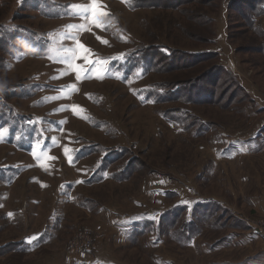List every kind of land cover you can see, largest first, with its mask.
<instances>
[{
	"label": "rangeland",
	"instance_id": "obj_1",
	"mask_svg": "<svg viewBox=\"0 0 264 264\" xmlns=\"http://www.w3.org/2000/svg\"><path fill=\"white\" fill-rule=\"evenodd\" d=\"M129 1L97 0L107 15L96 17V27L92 0H0V24L8 22L0 39L16 42L0 69V264H66L89 251L119 264L168 263H153V256L168 264H248L264 254V37L243 26L241 0L229 9L230 0H181L171 9ZM168 49L181 61L156 74L170 62ZM199 52L215 53L236 85L218 73L216 60L190 62ZM167 82L193 90L217 85L224 100L156 105L145 98L153 84ZM172 106L217 131L184 133L189 121L172 128L158 113ZM245 141L250 148H239ZM103 158L115 162L111 174ZM121 165H128L127 180ZM191 196L216 212L190 215ZM87 201L91 209L84 210ZM181 207L174 230L166 219ZM106 209L120 226L149 215L146 248L115 243ZM217 218L220 225L211 227ZM43 226L46 234L56 228L52 244L10 249ZM179 228L181 237L171 235ZM246 232L261 238L250 234L244 247L208 251ZM71 244L89 250L76 253Z\"/></svg>",
	"mask_w": 264,
	"mask_h": 264
},
{
	"label": "trees",
	"instance_id": "obj_2",
	"mask_svg": "<svg viewBox=\"0 0 264 264\" xmlns=\"http://www.w3.org/2000/svg\"><path fill=\"white\" fill-rule=\"evenodd\" d=\"M165 1V6H171V7H165L163 5V3H155L150 0H130L128 2V6L132 7V8H142V7H154L156 5H160L162 6V8H174V5H176L177 3H179L181 0H163ZM162 1V2H163ZM191 0H188V2H190ZM213 1H220V0H213ZM238 1L240 0H230L227 8L229 9L233 4H236ZM248 1V2H247ZM241 3L243 2V4L240 7V19L242 20V24L243 26L256 33L257 36H261L264 37V30L260 27L261 25V20L264 19V0H241ZM247 2V3H246ZM175 3V4H174ZM244 3H246L244 5ZM246 8V9H245ZM229 12V10H227V13ZM8 24L7 21L3 22L0 24V34L4 31V29L6 28V25ZM9 40H13L12 38H10ZM9 40L6 39L5 40L2 38L0 39V49L1 48H5L6 50V54H3L0 52V69L1 66H3V63L5 61V58H10L12 56L13 52H10L11 49H14L15 47V43L16 42H10ZM211 44L213 43L210 42ZM260 50L262 55L264 56V41L261 42L260 44ZM7 55V56H6ZM184 55H186L184 58L185 60L188 59V55L186 53H184ZM192 56L190 57L191 59H189L190 62H206V60H216L215 63V68H220V72H218L219 74H223L225 73L227 78L229 80H231L230 78V74L227 72V70L225 71L224 68L221 69V66L219 65V59H215V53H208V52H199V53H194L191 54ZM217 58V57H216ZM166 60H169V63H166L164 65H162L161 67L158 68V70L156 71V74H161L164 72L165 67L167 64H171L173 62H180L181 59L180 58H176L173 59L172 57V51L168 49L167 53H166ZM168 65V66H169ZM220 66V67H219ZM232 81V80H231ZM233 82V81H232ZM235 85V81L233 82ZM200 84V83H199ZM222 84H225V80L222 81ZM214 87V88H213ZM237 87V86H236ZM235 87V88H236ZM206 88H210L208 91H204ZM203 90V91H200ZM197 89V90H193V88H191L190 85H188V83H184V84H174V83H155L153 84L150 88H148L147 90H145V98L147 100H151L154 102V104L158 105H168V104H176V103H186V104H193V105H199V104H206V105H212V106H216V104H221L222 100H224V96L221 95V93H217V85L216 87L212 85H210V87H202L201 89ZM194 93V94H193ZM227 101V100H226ZM229 102V101H228ZM159 115L161 118L165 119L166 122H168L169 126L171 125L172 128L177 127V124H180L182 122H187L189 121L190 123L186 126L183 127L184 133H189L192 129H195L196 132L198 133V136H204L206 133H209L210 131H217L216 128L208 122H202L200 120V118H197L194 114H189L188 112L183 111V109H179L176 107H169L166 110L163 111H158ZM208 130L209 132H205ZM192 135H194V133H191ZM88 154V152H87ZM90 155V154H89ZM116 161V160H115ZM103 165L105 164V169L106 170H111V172L109 174H111L112 168L114 165V161H107V159H102ZM122 166V173L123 175H125L123 178L126 179L127 176H129V169H128V165H121ZM101 172V171H100ZM116 172H120L119 170ZM115 173V172H114ZM119 174H115L113 175V178L116 179L117 182H122L123 178L121 177L122 175ZM131 177L134 174H130ZM132 179V178H131ZM122 180V181H120ZM192 198V197H191ZM210 199V198H208ZM213 202V201H211ZM200 210H205L206 212H210V213H214L216 212L215 208L213 206H209L208 204L203 205L201 203H195V200L192 198L191 200V205L188 206L187 211H189L190 215L192 214H198ZM177 213L171 215L170 217H167V220L169 221V227L170 228H174V230H176L177 228V220H176V216H178L179 214H181L182 212H186V210L184 208L181 207V209H177L176 210ZM166 213L169 212V209H167L165 211ZM151 216H153V213L151 212ZM182 216H184L182 214ZM162 217V216H160ZM219 218V217H218ZM218 218L215 221L211 222V227L213 226H219L220 222H218ZM182 220L183 218H181V223L180 225H182ZM203 220V218L197 219L196 221V225L200 224L197 222H201ZM152 219L151 217L146 218L142 223L137 222V229L136 231L130 236H132L133 238H148L145 236V234H147L150 231V235H151V230H152ZM162 220L160 219L159 223H161ZM192 221H190L191 223ZM180 225L178 227H180ZM189 230H192L191 228L193 227V225L187 226ZM174 230L172 231V234H177L179 235L182 233H185V229H178L176 232H174ZM180 236V235H179ZM192 235L188 234L186 237H191ZM181 237V236H180ZM235 237V236H233ZM13 246L10 247V249H12ZM4 252H1V254H3Z\"/></svg>",
	"mask_w": 264,
	"mask_h": 264
},
{
	"label": "crops",
	"instance_id": "obj_3",
	"mask_svg": "<svg viewBox=\"0 0 264 264\" xmlns=\"http://www.w3.org/2000/svg\"><path fill=\"white\" fill-rule=\"evenodd\" d=\"M242 146H239V148H250V146L248 145V142H242L241 143ZM90 177V176H89ZM90 178L87 179V181ZM189 188V187H188ZM175 191V196L179 199H183V197L179 194L178 191ZM192 197V196H191ZM194 197H198L201 198L199 195H195ZM55 198V197H54ZM164 198L167 199L168 195L165 193ZM185 198V196H184ZM86 201V200H85ZM88 204L83 205V209L84 210H89L91 209V203L87 201ZM104 208V207H100L99 209ZM168 205H165V211L168 209ZM108 209H106L105 211L102 212L103 216L106 218L107 222H106V226L107 228H109V230L111 231L110 233H112V237L114 239V242L119 244V245H145L146 248V244H147V238H133L131 235V233L133 234L136 229H137V225L135 223V221L128 222V224H121L123 226L115 225L114 223H112V218L110 217H115L112 213H108L107 212ZM151 214V212L149 213ZM136 218L133 220L137 219V213H135ZM145 215L144 213L141 212L140 218H139V223H142L146 218H149L150 216L148 215L146 218H144ZM55 218L56 220V215H51ZM51 216H48L46 218L47 224L49 225L51 222ZM54 220V221H55ZM108 223V224H107ZM47 225V226H48ZM50 226V225H49ZM94 229L96 230H103V226H101L100 224H95ZM46 230V226H43L39 231L35 232V233H31L29 236H24L23 238H21L19 241H17L15 243V245L13 247L19 248V247H24L28 250H30L32 252V247H34L33 249H38L40 246H48L50 244H52L54 242V237H55V232H56V228L54 226L52 227H48L47 231L48 233L46 234V232H44ZM44 232V233H42ZM250 234L252 235V238H261V236L255 234L253 232H246L243 235H240L239 237H225L223 239V241L220 244H217L214 248H212L213 245H210L209 250L211 253V250H217V249H221V247H223L224 249H233V248H239V247H244V243L246 242V240L248 239V237H250ZM264 239V238H262ZM161 242V241H160ZM168 243V240H164L161 245ZM148 245H149V249H153L151 248L152 246V240L149 239L148 240ZM33 250V251H34ZM35 252V251H34ZM25 255V254H24ZM257 256H255L253 259L251 260H246L245 262L250 261V263L252 262L253 264L258 263V264H264V254L260 255L259 259H256ZM256 259V260H255ZM168 261L171 262V260L169 259H164V257H160V256H156L154 258L151 257V261ZM167 263V264H168ZM244 262H239V263H235V264H243ZM248 263V264H250ZM66 264H119L118 261H115L114 258L110 255V254H100L97 251H89L86 253H83L77 257H68L66 259ZM226 264V263H225ZM228 264V263H227Z\"/></svg>",
	"mask_w": 264,
	"mask_h": 264
},
{
	"label": "snow or ice",
	"instance_id": "obj_4",
	"mask_svg": "<svg viewBox=\"0 0 264 264\" xmlns=\"http://www.w3.org/2000/svg\"><path fill=\"white\" fill-rule=\"evenodd\" d=\"M125 2H127V0H125ZM102 7L103 6L101 4H99L97 2V0H92L91 11L89 13V16L92 19V22H93V24H95L96 27H101V25L96 24V17L98 15H100V16L107 15V13L101 11ZM84 58L86 59V62L90 63V61H87V58L86 57H84ZM85 71H87V69H85ZM77 79H80L79 74L77 75ZM61 91H63V89ZM0 132H2V130H0ZM67 152H68V150L65 149V153L66 154H67Z\"/></svg>",
	"mask_w": 264,
	"mask_h": 264
},
{
	"label": "built area",
	"instance_id": "obj_5",
	"mask_svg": "<svg viewBox=\"0 0 264 264\" xmlns=\"http://www.w3.org/2000/svg\"><path fill=\"white\" fill-rule=\"evenodd\" d=\"M261 226H263V228H262V230H263V234H264V224L263 225H261ZM262 230H257L256 229V232H258V234H260V235H263L262 234ZM85 234V233H84ZM84 248H87V250H89V248L88 247H86V245H82L81 247H76V245L75 244H71L70 245V249L72 250V251H74V252H76V253H79V252H83V251H85V250H83ZM86 250V251H87Z\"/></svg>",
	"mask_w": 264,
	"mask_h": 264
}]
</instances>
